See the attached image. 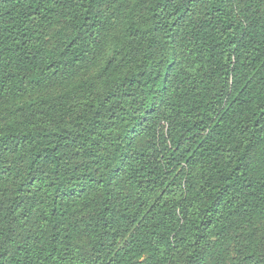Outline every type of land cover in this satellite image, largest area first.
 Segmentation results:
<instances>
[{
    "label": "trees",
    "instance_id": "obj_1",
    "mask_svg": "<svg viewBox=\"0 0 264 264\" xmlns=\"http://www.w3.org/2000/svg\"><path fill=\"white\" fill-rule=\"evenodd\" d=\"M0 264H264V0H0Z\"/></svg>",
    "mask_w": 264,
    "mask_h": 264
}]
</instances>
